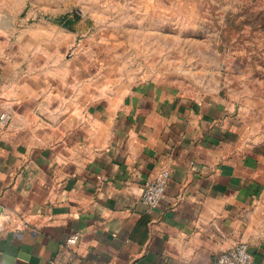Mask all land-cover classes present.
Masks as SVG:
<instances>
[{"label":"crops","instance_id":"crops-1","mask_svg":"<svg viewBox=\"0 0 264 264\" xmlns=\"http://www.w3.org/2000/svg\"><path fill=\"white\" fill-rule=\"evenodd\" d=\"M32 53L0 62V264H212L240 242L264 264V111Z\"/></svg>","mask_w":264,"mask_h":264},{"label":"rangeland","instance_id":"rangeland-1","mask_svg":"<svg viewBox=\"0 0 264 264\" xmlns=\"http://www.w3.org/2000/svg\"><path fill=\"white\" fill-rule=\"evenodd\" d=\"M74 12L76 31L61 28ZM10 52H53L120 93L148 81L264 111V0H0V62Z\"/></svg>","mask_w":264,"mask_h":264},{"label":"built area","instance_id":"built-area-1","mask_svg":"<svg viewBox=\"0 0 264 264\" xmlns=\"http://www.w3.org/2000/svg\"><path fill=\"white\" fill-rule=\"evenodd\" d=\"M2 114L0 119H5ZM169 174L166 170H161L153 180L147 182L141 193V204L147 210H154L158 207L164 198ZM3 230V224L0 222V232ZM212 264H252V257L248 245L240 242L231 248L220 252L213 260Z\"/></svg>","mask_w":264,"mask_h":264},{"label":"trees","instance_id":"trees-1","mask_svg":"<svg viewBox=\"0 0 264 264\" xmlns=\"http://www.w3.org/2000/svg\"><path fill=\"white\" fill-rule=\"evenodd\" d=\"M81 20V16L74 12L71 15H65L60 20H58L59 25L63 28H67L70 32L76 31V23Z\"/></svg>","mask_w":264,"mask_h":264}]
</instances>
